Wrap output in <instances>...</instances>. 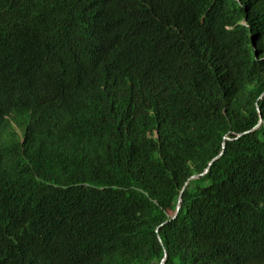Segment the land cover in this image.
<instances>
[{
    "label": "trees",
    "instance_id": "trees-1",
    "mask_svg": "<svg viewBox=\"0 0 264 264\" xmlns=\"http://www.w3.org/2000/svg\"><path fill=\"white\" fill-rule=\"evenodd\" d=\"M164 249L264 264V0H0V264Z\"/></svg>",
    "mask_w": 264,
    "mask_h": 264
},
{
    "label": "water",
    "instance_id": "water-1",
    "mask_svg": "<svg viewBox=\"0 0 264 264\" xmlns=\"http://www.w3.org/2000/svg\"><path fill=\"white\" fill-rule=\"evenodd\" d=\"M225 137H228V136H225ZM228 138H229V137H228ZM223 145H224V142H223ZM219 153H220V152H218L216 155L212 156V157L210 158V160L208 161V164H209V163H210V162H211V161H212V160H213V159H214ZM203 169H204V170H203L202 172H199V173H193V174L191 175V177H196V176L200 175L201 173L205 172V171L207 170V166H205ZM181 195H182V192H180V194H179L178 201H177V205H176V209H175V211H174L172 217H174V216L176 215V213H177V209L180 207L181 199H182ZM166 255H167V251H166V249H164V255H163V257L161 258V260H160V262H159L158 264H163V263H164V260H165Z\"/></svg>",
    "mask_w": 264,
    "mask_h": 264
},
{
    "label": "clouds",
    "instance_id": "clouds-1",
    "mask_svg": "<svg viewBox=\"0 0 264 264\" xmlns=\"http://www.w3.org/2000/svg\"><path fill=\"white\" fill-rule=\"evenodd\" d=\"M15 126H17V125H15ZM17 128H18V130L20 129V127H18V126H17Z\"/></svg>",
    "mask_w": 264,
    "mask_h": 264
}]
</instances>
